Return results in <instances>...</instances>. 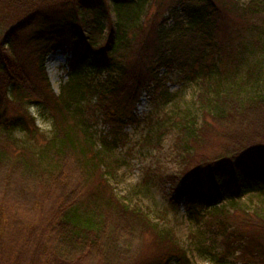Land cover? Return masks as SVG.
Masks as SVG:
<instances>
[{"label": "trees", "instance_id": "16d2710c", "mask_svg": "<svg viewBox=\"0 0 264 264\" xmlns=\"http://www.w3.org/2000/svg\"><path fill=\"white\" fill-rule=\"evenodd\" d=\"M145 1L0 0V103L5 99L22 107L16 116L0 112L4 198L10 200L11 193L36 204L44 195L55 202L53 226L61 250L56 258L53 254V264H80L83 258L90 264H192L171 229L152 223L138 206L123 203L110 184L118 164L115 150L126 137L123 126L138 122L135 105L141 93L169 99L166 81L176 72L181 81L196 80L198 92L178 118L160 120L156 137L159 141L164 133L175 132L181 163L196 155L211 121L225 129L233 122V131L253 126L251 138L241 146L199 158L174 183V200L184 199L201 218L194 201L206 198L209 226L222 236L218 263L231 258L234 264H264V0L249 1L242 12L256 17L233 34L219 23L216 0H178L151 13H144ZM230 6L236 9L237 1L230 0ZM113 13L116 22L108 28ZM27 28V39L19 44L14 35ZM25 42L28 51L21 49ZM251 47L259 55L244 67V52ZM58 48L69 52V76L55 95L43 62ZM30 71L34 74L29 76ZM24 104L48 110L50 134L39 131ZM98 119L105 124L100 132L92 130ZM203 178L208 191L201 189ZM224 187L237 191L228 196V205L218 204L225 198ZM253 189L262 196L237 206L236 197ZM61 193L69 201L66 206L57 203ZM3 207L0 214L7 216ZM116 215L124 223L118 224ZM107 216L116 220L108 224ZM1 225L5 221L0 233ZM135 230L152 234L158 256L135 250ZM0 256V264H12L4 262L1 250Z\"/></svg>", "mask_w": 264, "mask_h": 264}, {"label": "rangeland", "instance_id": "374dc122", "mask_svg": "<svg viewBox=\"0 0 264 264\" xmlns=\"http://www.w3.org/2000/svg\"><path fill=\"white\" fill-rule=\"evenodd\" d=\"M177 1L147 0L143 4V11L144 13L163 11L165 8L176 4ZM236 1L237 7L234 9L230 6V0H216L219 7L218 21L221 26L228 25L231 34L236 32L244 21L247 19L253 20V17H256L250 13L242 12L243 8L248 6L250 0ZM115 22L116 16L113 13L110 15L109 22H107L108 28ZM27 34L28 28L16 31L14 39L20 44V42L27 39ZM224 35L226 33L222 30L219 36L224 38ZM245 41H248V39L245 38ZM22 44L21 49L25 48V51L30 49L26 42ZM258 55L255 48H247L242 60L245 62L244 67L256 60ZM68 59L69 52L59 48L44 57L46 78L55 95L61 92L64 83L68 80ZM163 72L164 69L161 68L160 73L163 74ZM32 73L30 71L28 75L30 76ZM105 78L106 74H102L101 79ZM194 81H181L177 73L174 72L168 76L166 81L171 96L169 99L155 97L152 92H147V90L141 93L135 105L138 122L123 126L126 137L124 143L120 144L115 150L114 154L118 164L114 169L110 184H112L123 203L138 206L148 214L152 223L161 228L171 229L178 244L186 251V255L192 264H220L217 262L215 253H219L222 249V236L214 231L213 226H209V213L207 214L206 207L204 208L206 198L202 197L194 201L195 210L199 212V216H202L201 218L195 217L188 209V204L184 199L178 202L174 200L176 189L174 183H178L182 174L187 170L194 168L199 158L221 155L225 151L233 149L232 147L241 146L243 142L248 141L251 138L253 125L245 124L241 129L233 131L231 129L234 127L233 122H228L225 129L222 128L221 124L211 121L198 144L196 155L192 156L187 164L181 163L174 147L175 132L164 133L159 141L156 132L159 129L160 120L173 116L178 118L177 113L178 115L182 114L185 108L191 107L198 92L197 81ZM3 100L0 103V112L4 116L21 114L22 107L20 105ZM24 105L27 106L29 115L35 117V124L38 126L39 131L44 135L50 134L53 120L50 114L47 113L48 110H43L36 104ZM103 128H105V124H102L101 120L98 119L92 130L100 132L104 130ZM15 135L17 138H24L21 132H16ZM76 181V178L71 180L72 186ZM201 189L202 191H208L209 189L206 178L201 181ZM3 191L4 189L1 187L0 207L4 206L2 209L7 210V216L5 214L1 216L0 214V223L5 221V226L1 225L3 230L0 233V250L5 253L6 258L4 262H12V264H53V254L61 250V245L57 240V230L53 226L57 216L55 202L52 205L43 195L40 202L35 201L36 204H34V201L27 202L22 197H17L11 193V199L8 200L4 198ZM235 194L237 195V191L234 189L224 187L222 195L225 198L219 200L218 204H227L229 202L227 200L228 196H234ZM260 196H262V193L258 189L246 191L241 197H236L239 202L237 206L244 207L243 205L247 206L255 203ZM65 197V194L61 193V198L57 199L59 206H66V203L69 202L64 199ZM9 205L10 209L7 208ZM114 210H117V208H114ZM114 210L109 208L106 211L115 212ZM116 217L118 224L124 223L125 219L122 216L116 215ZM116 217L107 216L106 222L110 224V222L116 220ZM233 219L235 217L230 218V221ZM124 230L127 231L128 228ZM135 231L137 234L132 233L131 235V237H135L133 239L135 250L137 252L141 250L145 256H158L160 250L155 246L152 234ZM124 234L122 235L124 236ZM129 241H131V238H129ZM48 254L50 260L46 259ZM56 255L54 254L55 258ZM83 259L80 264L91 263L89 259ZM230 260L226 264H234L231 258ZM170 264L175 263L171 262Z\"/></svg>", "mask_w": 264, "mask_h": 264}]
</instances>
